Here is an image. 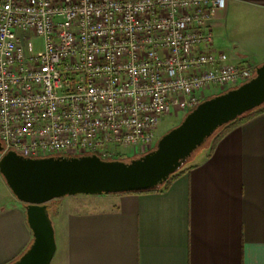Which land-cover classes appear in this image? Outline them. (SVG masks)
<instances>
[{
	"label": "built area",
	"instance_id": "built-area-1",
	"mask_svg": "<svg viewBox=\"0 0 264 264\" xmlns=\"http://www.w3.org/2000/svg\"><path fill=\"white\" fill-rule=\"evenodd\" d=\"M227 1L0 0V159L153 150L163 117L254 76L213 49Z\"/></svg>",
	"mask_w": 264,
	"mask_h": 264
},
{
	"label": "crops",
	"instance_id": "crops-1",
	"mask_svg": "<svg viewBox=\"0 0 264 264\" xmlns=\"http://www.w3.org/2000/svg\"><path fill=\"white\" fill-rule=\"evenodd\" d=\"M212 29L213 49L230 64L264 63V0H228ZM197 158L156 192L50 202V264H264V111ZM31 242L24 204L0 194V264Z\"/></svg>",
	"mask_w": 264,
	"mask_h": 264
},
{
	"label": "water",
	"instance_id": "water-1",
	"mask_svg": "<svg viewBox=\"0 0 264 264\" xmlns=\"http://www.w3.org/2000/svg\"><path fill=\"white\" fill-rule=\"evenodd\" d=\"M264 104V63L248 82L201 102L167 131L150 152L130 161L96 155L0 159V175L24 204L32 233L27 250L11 264H50L56 251L48 204L65 197L138 193L161 187L219 128ZM0 150H2L0 146Z\"/></svg>",
	"mask_w": 264,
	"mask_h": 264
},
{
	"label": "rangeland",
	"instance_id": "rangeland-1",
	"mask_svg": "<svg viewBox=\"0 0 264 264\" xmlns=\"http://www.w3.org/2000/svg\"><path fill=\"white\" fill-rule=\"evenodd\" d=\"M27 40L30 41L31 44L33 45L35 53H38V52L41 51L42 41L39 38H36V37L30 35V37ZM209 96H210V94H209ZM177 114L178 113L176 111H173L169 115H166L165 117H163L161 119V121L159 122L158 128H157V134H156V138H155L156 142L167 131H169L170 129H172L175 126L179 125V123L181 121L177 122L175 126L170 127L174 122L177 121V118H179V120L182 119L180 116L177 117ZM168 128H169V130H167ZM121 152L124 154V156L122 157L123 160L121 159L122 161H130L133 158L140 157V156H134L133 152L130 149L121 150ZM49 156H59V155H47L45 157H49ZM197 159H198L197 157L195 159L194 158L192 159V157H191L189 159V161H187V163L184 164L183 168L184 169H188L189 167H191L196 162ZM5 193L12 195V193L10 192L9 188L7 187V185L5 184V182H4V180H3L2 176H1V179H0V194L3 195ZM53 218H54L53 216H50V219H51V222H52V225H53V228H54L55 224L53 222ZM55 243L57 245L56 237H55Z\"/></svg>",
	"mask_w": 264,
	"mask_h": 264
},
{
	"label": "trees",
	"instance_id": "trees-1",
	"mask_svg": "<svg viewBox=\"0 0 264 264\" xmlns=\"http://www.w3.org/2000/svg\"><path fill=\"white\" fill-rule=\"evenodd\" d=\"M262 111H264V104L251 111L248 112L244 115H242L241 117L237 118L235 121L219 128L201 147H199L195 153L192 156V159L199 157L200 155H202L205 151L207 152H211L214 148V146L216 145V143L218 142V140H220L233 126H237L241 123H243L244 121L248 120L249 118H251L253 115L261 113ZM123 160V159H122ZM187 169H184L183 167L175 174L171 175L170 178L159 188L157 189H153V190H148V191H142V192H138V193H150V192H156L159 191L161 189H165L168 187V185L173 181V179H175L177 176H179L181 173L185 172Z\"/></svg>",
	"mask_w": 264,
	"mask_h": 264
}]
</instances>
